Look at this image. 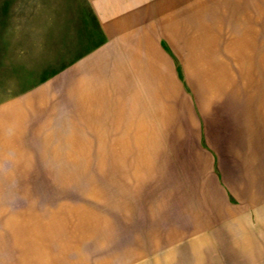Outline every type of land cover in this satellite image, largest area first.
Returning a JSON list of instances; mask_svg holds the SVG:
<instances>
[{
    "label": "rangeland",
    "instance_id": "374dc122",
    "mask_svg": "<svg viewBox=\"0 0 264 264\" xmlns=\"http://www.w3.org/2000/svg\"><path fill=\"white\" fill-rule=\"evenodd\" d=\"M149 1L173 124L137 140L83 130L89 0H0V264H264V0Z\"/></svg>",
    "mask_w": 264,
    "mask_h": 264
},
{
    "label": "crops",
    "instance_id": "0c3cea01",
    "mask_svg": "<svg viewBox=\"0 0 264 264\" xmlns=\"http://www.w3.org/2000/svg\"><path fill=\"white\" fill-rule=\"evenodd\" d=\"M89 2L106 38L74 65L89 98L80 111L83 130L107 139L157 138L147 134L173 124V54L163 47L162 21L147 11L149 0Z\"/></svg>",
    "mask_w": 264,
    "mask_h": 264
}]
</instances>
